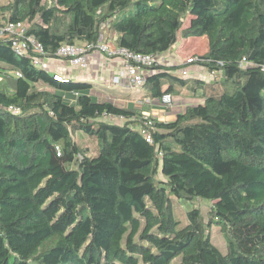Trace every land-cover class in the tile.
<instances>
[{
    "label": "trees",
    "instance_id": "1",
    "mask_svg": "<svg viewBox=\"0 0 264 264\" xmlns=\"http://www.w3.org/2000/svg\"><path fill=\"white\" fill-rule=\"evenodd\" d=\"M8 22L24 23L44 58L100 33L152 55L204 36L187 64L214 77L147 68L151 99L184 88L202 100L158 121L99 100L90 81L56 80L0 36V264H264V0H10ZM172 197L206 199L208 218L193 205L179 227Z\"/></svg>",
    "mask_w": 264,
    "mask_h": 264
},
{
    "label": "crops",
    "instance_id": "2",
    "mask_svg": "<svg viewBox=\"0 0 264 264\" xmlns=\"http://www.w3.org/2000/svg\"><path fill=\"white\" fill-rule=\"evenodd\" d=\"M106 35L109 38L112 36L111 32H107ZM189 38L194 37H178L176 48L173 47L171 51L160 55L163 60L162 64L168 67L181 66V68L173 72L181 76L179 73L186 70L187 74L181 76L184 80H211L214 74L209 73L204 67L187 64L186 59L188 56L203 54L207 49V46L202 49L203 44L206 42H203L205 39L196 42L194 45V42L188 40ZM197 47L199 50L196 49ZM87 58L89 65L84 70L71 67L65 60L56 59L50 62L48 71L65 77H76L90 81L94 84L93 93L99 100H110L122 107L133 105L142 113L149 114L158 121L173 120L177 114L184 111L187 105H195L202 102L201 99H197L198 97L193 94L186 93L184 88H181V95L174 96L172 105L166 107L160 101L146 96L144 88H133L129 85L127 76L124 73L122 58L118 56L109 57L98 50L88 52ZM100 96L108 99L100 98ZM114 119L117 120L118 118ZM120 120L123 121V119Z\"/></svg>",
    "mask_w": 264,
    "mask_h": 264
},
{
    "label": "built area",
    "instance_id": "3",
    "mask_svg": "<svg viewBox=\"0 0 264 264\" xmlns=\"http://www.w3.org/2000/svg\"><path fill=\"white\" fill-rule=\"evenodd\" d=\"M106 24L102 25L104 28ZM0 36L9 38L12 47L18 55L27 54L32 48L38 54L33 57V63L42 68L48 69L51 61L56 59L65 60L68 64L76 69L84 70L88 67V50H98L109 57L118 56L124 62V73L127 76L129 85L133 88H140L146 81L149 67L162 63V56L152 54L133 53L128 49L116 46L110 39H107L103 33H100L98 41L95 44L78 46L74 44H62L56 51V58L42 57L44 52L40 43L32 36L26 35V25L22 22H8L0 25ZM199 60L198 56L188 57L186 62ZM187 74L186 70L182 71ZM54 78L59 81L67 80V77L54 73ZM164 106L169 107L173 103V96L169 93L164 94L160 101ZM14 111H17L14 109ZM145 119V118H144ZM146 125H151L150 120H146ZM145 132V131H144ZM146 140L150 141V136L146 133Z\"/></svg>",
    "mask_w": 264,
    "mask_h": 264
},
{
    "label": "rangeland",
    "instance_id": "4",
    "mask_svg": "<svg viewBox=\"0 0 264 264\" xmlns=\"http://www.w3.org/2000/svg\"><path fill=\"white\" fill-rule=\"evenodd\" d=\"M10 0H0V4H4L6 2H8ZM118 15V14H117ZM206 37H194V38H189L188 40L194 42V45L196 44V42H200L201 40H203ZM205 42V40L203 41ZM177 43L174 45V48H176ZM201 46V45H200ZM206 48V42L203 44L202 49ZM197 50H199V48H196ZM200 54L197 55H191L188 57H192V56H198ZM187 57V58H188ZM181 76H184L185 74H183L182 72L179 73ZM100 98H105L108 99L106 97L100 96ZM174 96H173V100H174ZM99 99V98H98ZM197 99H200L199 97ZM112 100L114 101V99L112 98ZM112 122H117V123H121L122 120L120 119H110ZM73 139L76 141V143L80 146L83 147H87L90 152H92V154H95L94 148L97 145V141L95 140V138L93 137H89L85 134H74L73 135ZM158 177L160 178L161 175L159 173ZM210 204L211 202L207 201L206 199L203 198H196L191 202L185 201V200H178L174 197H172V207H173V214L175 216V218L177 220H179V227L183 226L186 224L187 219H186V212L191 209V206L196 205L200 207L201 210V214L203 215V218L206 220L208 218L209 215H207L208 209L210 208ZM210 238H211V242L218 247V249L222 252L225 253L227 251V245H226V239L224 236V233L221 231V228L219 225L217 224H212L211 228H210Z\"/></svg>",
    "mask_w": 264,
    "mask_h": 264
}]
</instances>
